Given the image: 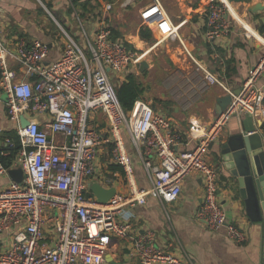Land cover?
Returning <instances> with one entry per match:
<instances>
[{"label": "built area", "instance_id": "obj_1", "mask_svg": "<svg viewBox=\"0 0 264 264\" xmlns=\"http://www.w3.org/2000/svg\"><path fill=\"white\" fill-rule=\"evenodd\" d=\"M225 12L224 0H208L207 40L227 32ZM141 20L158 36L155 45L167 38H179V25L171 22L159 0H152L142 11ZM64 34L62 56L45 65L46 44L20 39L12 51L4 44L0 31V103H4L7 117L15 123L18 139V150L10 162L24 175L23 183L11 182L0 189V230L14 232L9 248L0 252V264H103L111 241L128 236L129 223L118 220L121 212L127 207L145 205L147 197L158 200L162 207L176 202L183 181L191 174H198L203 183L195 219L210 231L224 228L226 237L236 244L245 243L244 232L227 223L217 201L219 173L206 156L218 129L231 116L248 115L264 122V90L254 86L264 75V53L239 93L230 94L232 100L227 110L204 136L198 137V144L179 151L181 135L144 99H136L131 110L124 111L106 71L120 75L139 66L155 45L140 53L132 52L114 39L111 28L104 25L85 53L73 38ZM9 57L26 73L20 82H16V72L7 65ZM198 67L209 84L227 90L215 75ZM93 112L106 118V140L89 127L88 116ZM26 113H46L50 121L43 128L29 121L23 128L20 118ZM189 124L190 134L197 137L199 124L192 120ZM123 130L149 177L150 187L145 191L137 189ZM58 135L65 141L56 142ZM0 141L4 148L15 146L13 138L2 129ZM102 143L112 144V161L121 168L128 191L98 204L86 198V181L94 174ZM6 173L0 160V176ZM131 250L139 264H184L156 246L152 231L134 239Z\"/></svg>", "mask_w": 264, "mask_h": 264}, {"label": "crops", "instance_id": "obj_2", "mask_svg": "<svg viewBox=\"0 0 264 264\" xmlns=\"http://www.w3.org/2000/svg\"><path fill=\"white\" fill-rule=\"evenodd\" d=\"M74 1L0 0V31L4 44L12 51L20 39L27 43L46 44L48 55L44 64L50 65L63 54L64 33L87 52L89 42L104 25L111 28L114 39L135 53L143 52L157 42L154 29L141 20L142 11L152 0L148 3H137L139 0ZM224 1L227 32L210 41L205 38L208 0H159L171 22L179 25V38H167L152 47L141 61L146 64L143 71H140V63L121 74L113 84L118 87L129 75L135 76L144 89L142 99L151 96L146 102L155 113L167 118L181 135L179 151L192 149L198 144V137L204 136L218 118V100L240 91L264 53V0ZM7 65L16 72V82L26 78L24 69L13 58H7ZM198 66L215 75L228 91L209 84ZM254 86L264 90V75ZM153 90L160 91L158 98ZM25 118L41 128L50 121L46 113H26ZM190 120L200 126L197 137L190 134ZM88 124L104 140L108 138L109 125L102 113L89 114ZM263 125L264 122L248 115L231 116L218 129L206 156L209 163L219 167L217 201L225 212L227 223L235 224L244 232L245 243L236 244L226 237L224 228L210 231L195 219L203 183L198 174H191L183 181L176 202L162 207L158 200L147 197L145 205L127 207L121 212L118 220L129 223L128 236L111 241L103 264H110L105 260L108 257L114 264H139L132 254L131 244L147 231L155 234L157 247L184 264H258L261 227L251 220L238 189L229 187L224 181L228 174L222 166L220 150L231 137L240 133L243 126L248 134L261 137L264 150ZM0 129L10 136L15 135V123L7 117L4 103H0ZM55 141L62 143L65 140L58 135ZM123 141L132 162L137 189L145 191L150 187V180L125 130ZM2 148L4 145L0 141ZM111 150V143L101 144L94 174L86 181V198L93 203L102 204L100 200L108 201L114 194L128 191L121 168L112 161ZM151 161L155 163L154 158ZM6 168L7 173L0 176V189L14 182L10 171L21 170L11 162ZM13 235L11 230H0V252L9 248Z\"/></svg>", "mask_w": 264, "mask_h": 264}, {"label": "water", "instance_id": "obj_3", "mask_svg": "<svg viewBox=\"0 0 264 264\" xmlns=\"http://www.w3.org/2000/svg\"><path fill=\"white\" fill-rule=\"evenodd\" d=\"M235 3H242L243 0H232ZM146 67L145 62H141L140 71ZM239 93H233L237 95ZM232 97L227 95L218 100V112L222 115L231 104ZM29 123L25 117L20 118L21 127H26ZM264 126V125H263ZM222 166L226 170L228 177L225 182L229 187L238 189L246 204V210L251 220L258 222L261 227V244L259 249L258 264H264V150L261 137L257 134H248L245 127L241 128L239 134L231 137L221 150ZM10 176L16 183H21L22 171L12 170ZM113 191L110 192V195ZM105 204L107 199H102ZM106 262L114 264L110 258Z\"/></svg>", "mask_w": 264, "mask_h": 264}, {"label": "trees", "instance_id": "obj_4", "mask_svg": "<svg viewBox=\"0 0 264 264\" xmlns=\"http://www.w3.org/2000/svg\"><path fill=\"white\" fill-rule=\"evenodd\" d=\"M74 3V0H71ZM142 37H144L142 35ZM118 100L125 112L131 110L133 103L136 99H142L144 89L142 85L136 80L135 76L129 75L124 82L115 88ZM15 141V146L12 149H0V160L5 167H7L12 160L13 155L18 150V139L15 135H11ZM1 153H7V156H2Z\"/></svg>", "mask_w": 264, "mask_h": 264}, {"label": "rangeland", "instance_id": "obj_5", "mask_svg": "<svg viewBox=\"0 0 264 264\" xmlns=\"http://www.w3.org/2000/svg\"><path fill=\"white\" fill-rule=\"evenodd\" d=\"M148 3V2H150V0H139V1H137V3ZM171 12H173V10H171ZM81 48V47H80ZM85 53H88L86 50H84L83 48H81ZM108 75H109V78H110V80H111V82L114 84V82L116 81V79H120V76H121V74L120 75H116V74H114L113 72H109L108 73ZM116 88V87H115ZM160 91H156V90H153V94H154V96L155 97H157L158 98V93H159ZM152 93V92H151ZM146 97V100L145 101H148V100H151L150 99V97H147V96H145ZM3 99H4V97H3ZM149 102V101H148ZM209 163V162H208ZM213 168H215L217 171H218V173H219V167L218 166H216V165H213V164H211V163H209Z\"/></svg>", "mask_w": 264, "mask_h": 264}]
</instances>
